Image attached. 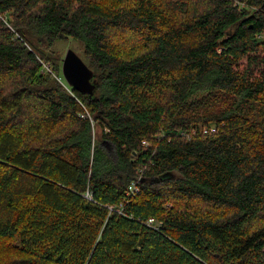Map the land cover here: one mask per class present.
Returning <instances> with one entry per match:
<instances>
[{
    "label": "trees",
    "instance_id": "1",
    "mask_svg": "<svg viewBox=\"0 0 264 264\" xmlns=\"http://www.w3.org/2000/svg\"><path fill=\"white\" fill-rule=\"evenodd\" d=\"M0 264H264V0H0Z\"/></svg>",
    "mask_w": 264,
    "mask_h": 264
},
{
    "label": "water",
    "instance_id": "2",
    "mask_svg": "<svg viewBox=\"0 0 264 264\" xmlns=\"http://www.w3.org/2000/svg\"><path fill=\"white\" fill-rule=\"evenodd\" d=\"M61 73L69 87L89 99L93 98L97 85L93 72L71 49L66 51L62 59Z\"/></svg>",
    "mask_w": 264,
    "mask_h": 264
},
{
    "label": "built area",
    "instance_id": "3",
    "mask_svg": "<svg viewBox=\"0 0 264 264\" xmlns=\"http://www.w3.org/2000/svg\"><path fill=\"white\" fill-rule=\"evenodd\" d=\"M46 68V66H45ZM63 78V77H62ZM65 81V80H64ZM216 132V128L215 126H212V127H209V128H203L202 129V133L203 134H208V133H215ZM160 136L157 137V139L159 138ZM145 145H147V143H143ZM141 181V178H137V180L133 181V182H130V184L127 186V189H126V194H125V198H130L134 195H136L138 192H139V183ZM84 197L85 198H88L89 200H91V197H90V194L88 192H86L84 194ZM121 213V211L119 212ZM143 224L149 228H153V229H159V224H157L155 222L154 219L150 218L148 219L147 221L143 222Z\"/></svg>",
    "mask_w": 264,
    "mask_h": 264
},
{
    "label": "rangeland",
    "instance_id": "4",
    "mask_svg": "<svg viewBox=\"0 0 264 264\" xmlns=\"http://www.w3.org/2000/svg\"><path fill=\"white\" fill-rule=\"evenodd\" d=\"M56 47H57V50H58V53L60 54V58H61V62H62V59L64 58V55H65V53H66V51L68 50V49H71V50H73L77 55H78V53H80L79 52V48H78V45L76 44V43H74V42H67V43H64V42H61V43H58L57 45H56ZM40 60V59H39ZM61 65V64H60ZM61 71H60V77H61ZM53 77L56 79V81L58 82V83H60L61 85H63V82H65L64 80H63V78L61 77V79L60 78H58L59 76H57V75H53ZM86 113H87V111H86ZM98 135V132L96 131V130H94V132H92V139H93V141H94V139H96V136ZM143 143H146L145 141H143ZM106 147V146H105ZM110 151H112V150H110ZM109 210H111V208H109Z\"/></svg>",
    "mask_w": 264,
    "mask_h": 264
}]
</instances>
